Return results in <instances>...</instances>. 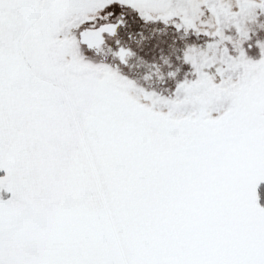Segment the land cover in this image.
I'll return each mask as SVG.
<instances>
[{"label": "snow or ice", "instance_id": "obj_1", "mask_svg": "<svg viewBox=\"0 0 264 264\" xmlns=\"http://www.w3.org/2000/svg\"><path fill=\"white\" fill-rule=\"evenodd\" d=\"M0 264H264V0H0Z\"/></svg>", "mask_w": 264, "mask_h": 264}]
</instances>
